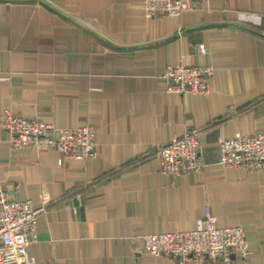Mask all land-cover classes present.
<instances>
[{
	"label": "crops",
	"instance_id": "0c3cea01",
	"mask_svg": "<svg viewBox=\"0 0 264 264\" xmlns=\"http://www.w3.org/2000/svg\"><path fill=\"white\" fill-rule=\"evenodd\" d=\"M145 0H0V182L46 206L27 264H179L132 237L243 226L264 264V168L220 162V141L264 131V0H209L179 18ZM214 67L206 94L166 89L167 64ZM60 127L91 124L98 155L15 148L4 110ZM198 127L205 166L162 171L157 149ZM197 264H214L208 258Z\"/></svg>",
	"mask_w": 264,
	"mask_h": 264
},
{
	"label": "built area",
	"instance_id": "2783aa9c",
	"mask_svg": "<svg viewBox=\"0 0 264 264\" xmlns=\"http://www.w3.org/2000/svg\"><path fill=\"white\" fill-rule=\"evenodd\" d=\"M209 0H145V14L156 18L167 15L179 18L185 10L194 9ZM214 73L210 64L184 62L167 64L163 71L166 89L176 93L206 94L209 78ZM2 124L10 134L15 148L51 146L65 158L90 159L98 155L95 129L91 124L74 128L60 127L39 117L15 114L4 110ZM203 130L187 129L181 137L161 144L157 149L161 169L170 175L198 173L205 162L202 155ZM220 162L230 168L258 170L264 168V131L255 134L236 133L222 138L219 144ZM46 206H35L31 199L11 197L0 182V264H27L33 261L30 247L38 238L37 220ZM136 250L175 259L179 264H197L209 259L214 264H234L238 258L250 254L246 229L241 225L219 226L209 205L199 226L190 230H176L136 235L132 237Z\"/></svg>",
	"mask_w": 264,
	"mask_h": 264
}]
</instances>
